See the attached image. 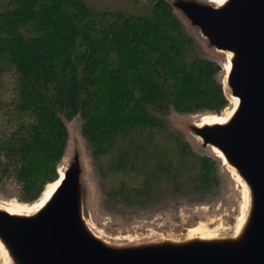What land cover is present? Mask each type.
I'll use <instances>...</instances> for the list:
<instances>
[{"label": "trees", "instance_id": "trees-1", "mask_svg": "<svg viewBox=\"0 0 264 264\" xmlns=\"http://www.w3.org/2000/svg\"><path fill=\"white\" fill-rule=\"evenodd\" d=\"M149 3L148 14H136L84 0H0V190L14 187L33 202L57 179L65 119L82 118L97 155L133 130L163 131L171 109L220 114L229 105L221 63L198 52L170 2ZM132 137L112 167L137 171L154 159L138 184L123 180L114 189L120 199L142 204L219 179L217 159L182 139L173 137L175 153H151Z\"/></svg>", "mask_w": 264, "mask_h": 264}, {"label": "water", "instance_id": "water-1", "mask_svg": "<svg viewBox=\"0 0 264 264\" xmlns=\"http://www.w3.org/2000/svg\"><path fill=\"white\" fill-rule=\"evenodd\" d=\"M219 52L228 68L225 120L186 128L235 173L245 201L234 228L184 236L117 241L96 229L88 209L82 152L74 148L59 182L33 211L0 202V242L7 264H264V0H167ZM242 221L240 222V218Z\"/></svg>", "mask_w": 264, "mask_h": 264}, {"label": "rangeland", "instance_id": "rangeland-1", "mask_svg": "<svg viewBox=\"0 0 264 264\" xmlns=\"http://www.w3.org/2000/svg\"><path fill=\"white\" fill-rule=\"evenodd\" d=\"M98 10H123L136 14H148L149 0H84ZM187 29L197 41V50L201 55L217 60L222 65L218 77L225 76V59L215 49L206 45L199 33L182 15ZM229 103L228 106H230ZM226 106L224 109H226ZM223 109V110H224ZM210 113V112H209ZM222 113V112H221ZM208 112L186 113L171 109L164 119V130L157 129L139 132L133 130L134 142L148 143L155 153L158 149L169 153L176 152L173 137L187 142L192 150L200 155L217 159L219 179L206 189L188 186L173 193L160 194L157 198L142 202H127L114 196V189L124 180L138 184L145 165H151L154 159L149 155L147 163L140 170H118L112 162L122 149H128L130 135L119 137L114 146L103 154H94L81 132L82 118L79 115L65 119L69 131L68 147L60 165L67 164L74 148L82 152L83 180L88 189V209L96 229L108 238L117 241L129 239L155 238L161 236H184L191 226H201L207 233L231 232L242 211L245 196L244 189L233 170L218 157L210 147H203L199 140L186 128L192 120H199ZM216 114V113H215ZM153 155V154H152ZM192 161L193 156L190 157ZM167 189V187H166ZM0 202L4 204L30 203L18 199L14 187L7 186L0 190ZM1 264L5 263L0 257Z\"/></svg>", "mask_w": 264, "mask_h": 264}, {"label": "bare ground", "instance_id": "bare-ground-1", "mask_svg": "<svg viewBox=\"0 0 264 264\" xmlns=\"http://www.w3.org/2000/svg\"><path fill=\"white\" fill-rule=\"evenodd\" d=\"M218 2H221L222 0H216ZM228 65L226 63V65H224V69L227 70ZM237 99L236 98H231L230 103L231 105L228 106L226 109H224L222 111V113L220 114H205L203 116V121H213V120H225L231 113L232 111V107L236 104ZM218 155L223 159L224 157L222 156V154L217 150ZM224 161V160H223ZM59 170H60V174H63V165L59 166ZM59 182V179H56L52 182H49L46 184L42 194L40 195V197H38L35 201L30 202V203H16L13 202L10 209L15 210V211H33L36 208H38L41 203L47 198V196L51 193V191L55 188V186L57 185V183ZM241 219H243L242 217L240 218V222L242 221ZM0 257L3 258L5 261L8 258L7 254H6V250L4 249L3 244L0 242Z\"/></svg>", "mask_w": 264, "mask_h": 264}]
</instances>
